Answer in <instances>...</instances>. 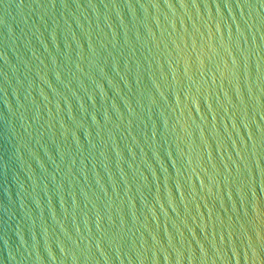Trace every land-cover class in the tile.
Instances as JSON below:
<instances>
[{
  "label": "water",
  "instance_id": "1",
  "mask_svg": "<svg viewBox=\"0 0 264 264\" xmlns=\"http://www.w3.org/2000/svg\"><path fill=\"white\" fill-rule=\"evenodd\" d=\"M0 264H264V0H0Z\"/></svg>",
  "mask_w": 264,
  "mask_h": 264
}]
</instances>
